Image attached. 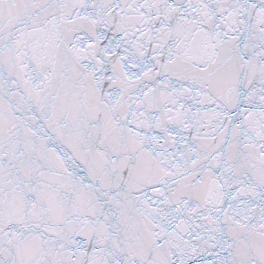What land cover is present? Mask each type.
Listing matches in <instances>:
<instances>
[{
    "label": "snow or ice",
    "instance_id": "snow-or-ice-1",
    "mask_svg": "<svg viewBox=\"0 0 264 264\" xmlns=\"http://www.w3.org/2000/svg\"><path fill=\"white\" fill-rule=\"evenodd\" d=\"M0 264H264V0H0Z\"/></svg>",
    "mask_w": 264,
    "mask_h": 264
}]
</instances>
